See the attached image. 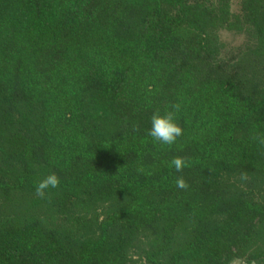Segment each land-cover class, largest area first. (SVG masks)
Here are the masks:
<instances>
[{"label":"trees","instance_id":"trees-1","mask_svg":"<svg viewBox=\"0 0 264 264\" xmlns=\"http://www.w3.org/2000/svg\"><path fill=\"white\" fill-rule=\"evenodd\" d=\"M233 261L264 264V0H0V264Z\"/></svg>","mask_w":264,"mask_h":264},{"label":"clouds","instance_id":"clouds-1","mask_svg":"<svg viewBox=\"0 0 264 264\" xmlns=\"http://www.w3.org/2000/svg\"><path fill=\"white\" fill-rule=\"evenodd\" d=\"M180 110V105L175 104L170 108H166L164 111L156 109L150 118V128L147 130V134L155 141L162 145H173L176 143L178 137L183 133V129L178 123L177 113ZM170 166H173L177 172H179L183 166L184 161L180 157H175L170 161ZM60 183V180L56 174H49L43 180H41L36 186V193L39 196H44L48 190L56 189ZM176 186L180 189L187 188L185 180L181 177L176 180ZM233 264H238L237 261H233Z\"/></svg>","mask_w":264,"mask_h":264},{"label":"rangeland","instance_id":"rangeland-1","mask_svg":"<svg viewBox=\"0 0 264 264\" xmlns=\"http://www.w3.org/2000/svg\"><path fill=\"white\" fill-rule=\"evenodd\" d=\"M237 262H238V264H246L245 262H242V261H237Z\"/></svg>","mask_w":264,"mask_h":264}]
</instances>
